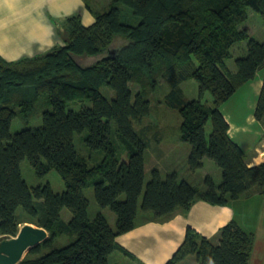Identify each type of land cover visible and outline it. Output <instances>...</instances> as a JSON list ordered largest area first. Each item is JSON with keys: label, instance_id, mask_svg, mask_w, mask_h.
I'll list each match as a JSON object with an SVG mask.
<instances>
[{"label": "trees", "instance_id": "obj_1", "mask_svg": "<svg viewBox=\"0 0 264 264\" xmlns=\"http://www.w3.org/2000/svg\"><path fill=\"white\" fill-rule=\"evenodd\" d=\"M82 1L94 21L84 25L79 14L65 18L62 45L13 62L0 56V238L16 236L25 223L48 233L27 253L36 258L19 264H109L115 251L133 260L116 238L137 227L139 208L144 223H162L177 213L187 214L199 201L228 206L264 196V162L248 166L230 140L220 110L264 68V42L241 28L248 10L264 23V0H110L104 13ZM241 42H247L245 52L230 69L226 61ZM160 79L167 93L158 104L171 117L164 113L165 119L146 125L149 97ZM189 80L198 85L197 100L184 96L181 85ZM131 84L139 87L136 93ZM205 93L211 105L202 102ZM69 103H79L81 109L67 111ZM37 116L40 127L10 133L15 118L29 122ZM254 118L264 129V83ZM166 128L176 129L178 136L170 139ZM84 132L87 155L74 144ZM180 142L189 146V174L209 159L221 181L206 176L194 185L177 170L163 175L157 167L146 181L145 154L183 164L186 149L175 148ZM171 148L175 152L170 154ZM120 149L126 152L125 161L119 160ZM25 159L39 177L55 171L65 190L57 194L49 184L29 187L20 172ZM88 188L101 210L114 213L115 229L100 213L89 218ZM19 208L29 222L19 220ZM64 209L71 216L68 222L61 217ZM254 241V234L235 221L213 239L187 228L166 264H182L189 257L196 264H250Z\"/></svg>", "mask_w": 264, "mask_h": 264}, {"label": "crops", "instance_id": "obj_2", "mask_svg": "<svg viewBox=\"0 0 264 264\" xmlns=\"http://www.w3.org/2000/svg\"><path fill=\"white\" fill-rule=\"evenodd\" d=\"M75 14L81 16L84 25L94 21L82 0H0V56L13 62L43 53L53 45L57 33L52 20ZM62 40L57 34L56 41L60 45ZM263 83L264 68L220 107L228 124V136L241 149L249 167L264 162V129L254 118ZM238 96L239 102L235 101ZM185 149L182 158L187 156L188 148ZM178 162L181 161L174 163L170 160L164 168L175 171L182 165ZM250 197L228 206L196 202L187 214L177 213L162 223H144L119 236L117 242L131 251L134 259L135 255L139 257L138 263L133 259L136 264H165L183 243L187 228L213 239L222 227L235 221L242 230L255 236L250 264H264V196Z\"/></svg>", "mask_w": 264, "mask_h": 264}, {"label": "rangeland", "instance_id": "obj_3", "mask_svg": "<svg viewBox=\"0 0 264 264\" xmlns=\"http://www.w3.org/2000/svg\"><path fill=\"white\" fill-rule=\"evenodd\" d=\"M89 2L93 6V8L96 10V12L104 13L107 10V6H108V3L110 2V0H89ZM52 23L55 25V29L57 32V33H55V39H54L53 45L50 48H48V50L44 51L43 53H39L38 55L45 54L46 52L51 50L53 47L60 45L59 41H56L57 34H59L61 39L66 38V29L64 27V19L52 20ZM242 25H241V28H246L249 31V34L252 38L258 40L259 42H264V23L262 22V19L259 16V14L255 13L251 10H248V19ZM246 43L247 42L238 43L232 48V51H231L232 59L226 61L227 66H229L230 69L234 68V60L241 57L242 53L245 52ZM38 55H36V56H38ZM23 58H25V57H23ZM89 61H91V60H89ZM130 87L134 93H136L139 90V87L134 85V84L133 85L131 84ZM181 88H182L184 96L187 100H197L198 99V95H199L198 85L194 80H189V81L183 83L181 85ZM103 93L106 96H111L109 94H106L104 91H103ZM166 93H167L166 83L164 80L160 79L158 82L157 90H155L149 97V101H150V105H151V112H150L149 118L145 122L146 125L152 124L154 120L159 119V118L165 119V116L163 117L164 113L166 114V118L170 119L171 115H169V113L166 112V110L164 109V106L162 107L160 104H158L159 102L163 101V98H164ZM235 99H236L235 101H237V102L240 101L239 96H238V98H235ZM202 102L204 104L211 105L212 98H211L209 93H205L203 95ZM85 106H89V103H85ZM80 109H81V104H79V103H69L66 106L67 111L74 110L75 112H78ZM41 125H42L41 116H37L36 118L30 120L29 122H24L19 118H15L12 121V124L10 127V133L15 134V133H17L21 130H24V129L38 128ZM168 125H170V123H168ZM166 129L170 130V134L168 136L170 139H172V137L174 135L178 136V131L176 129H170V128H166ZM172 130L175 131V133ZM205 130H206V134L208 135L210 133V125L209 124L206 126ZM85 137H86V133L84 132L81 135H77L75 137V140H74V144H75L77 152L82 154V155H87V150H86V147L84 144ZM166 143L168 144V142H166ZM178 147H182V150L184 151L183 147H189V146L185 143L180 142V145H179V143H177L175 145V148H178ZM173 152H175V151H173V148H171L170 154ZM181 154L182 153H177V157H180ZM92 155L94 157H98V156L101 157L100 153H94ZM155 156L156 155L152 154L151 152H147L145 154L146 181L149 179V175H150L149 171L153 167H157L162 172V174H164L166 171H168L167 169L164 168V165H165V163L168 164L170 162V160L165 159V160H161V161H156ZM126 159H127L126 152L123 149H120L119 150V160L125 161ZM182 159H183V164L176 170L179 171L180 175L185 180H188L190 183H192L194 185H199L201 178H203V177L205 178L206 176L210 177L215 183H219L221 181L220 171L211 160L203 159L202 168L197 170L196 172H194L192 174H189L187 172L186 159L185 158H182ZM20 172H21L22 178L25 180V182L27 183V185L29 187L45 186L46 184H49L50 187L52 188V190L57 194H61L65 190L63 181L61 180V178L58 176V174L55 171L49 172L44 177H39L36 175L35 171L31 168L28 160H26V159L20 163ZM84 194L89 201V207H88L89 218H94L97 215V213H100L106 218L110 227L112 229H115V221L112 220V218L115 219L114 213H112L108 208L101 210V208L98 207V205L96 204V202L94 200L93 189L92 188L86 189L84 191ZM249 198H251V197H249ZM243 199H246V198H243ZM17 216L19 217L20 221L21 220L22 221H28L26 218H24L25 216L22 213L21 208H19L17 210ZM61 217L64 221L68 222V220L70 219L71 216H70L69 211L67 209H64L62 211ZM144 219H145L144 215L141 214L140 208H139L138 209V216L136 217V220H135V223H137V227L144 225ZM25 224H27V223H25ZM22 225L23 224L19 225V227H21ZM32 226H35V225H32ZM10 238H15V236L10 237ZM118 238L119 237L116 238V242H117ZM62 242H65V239H62V238L59 239V243H62ZM62 244H64V243H62ZM117 244L119 247L126 250L127 252H129L133 256L131 251H129L125 247L120 246L119 245L120 243L117 242ZM254 246H255V241H254ZM253 251H254V248H253ZM24 258L25 259L36 258V256L25 254L23 259ZM138 258L139 257L137 255H135L134 260L137 263H138V260H137ZM134 260L132 261L130 258L124 256L121 252L115 251L109 257V264H136L134 262ZM186 260H191L188 264L196 263L194 257H189ZM165 264H166V262H165ZM182 264H186V262L182 263Z\"/></svg>", "mask_w": 264, "mask_h": 264}, {"label": "water", "instance_id": "obj_4", "mask_svg": "<svg viewBox=\"0 0 264 264\" xmlns=\"http://www.w3.org/2000/svg\"><path fill=\"white\" fill-rule=\"evenodd\" d=\"M47 238L48 233L43 228L22 225L15 238H0V264H19L25 254Z\"/></svg>", "mask_w": 264, "mask_h": 264}]
</instances>
